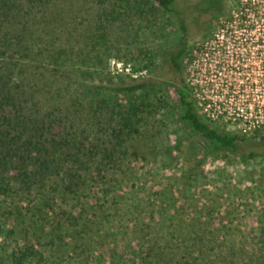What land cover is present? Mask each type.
Listing matches in <instances>:
<instances>
[{"label": "trees", "instance_id": "1", "mask_svg": "<svg viewBox=\"0 0 264 264\" xmlns=\"http://www.w3.org/2000/svg\"><path fill=\"white\" fill-rule=\"evenodd\" d=\"M83 2L0 0V210L25 215L43 230L50 226L43 237L53 251L71 247L68 264H90L89 253L102 264H264V222L258 229L232 231L231 221L203 214L204 205L192 206L194 211L186 218L180 205L169 203L173 207L169 212L154 193L130 204L117 193L125 177L137 178L126 168L129 142L141 136L147 114L158 105L147 95L114 114L106 99L85 103L74 95L68 72L81 66L76 18ZM152 3L185 15L179 0H115L114 7L103 6L106 24L123 20L124 15L145 18L154 10ZM90 25L85 33L92 36ZM181 32L180 45L166 52L178 80L181 119L202 137L237 152L247 135L220 132L197 110L183 66L185 21ZM106 34L102 28L101 36ZM83 55L92 64L103 65L99 52ZM162 83L153 77L116 92L144 93ZM253 137L264 146L262 135ZM188 174L194 176L195 169ZM91 200L94 205L87 208ZM65 201L79 207L78 212L58 206ZM157 208L163 216L156 215ZM126 216L131 225H124ZM98 228L103 231L96 241ZM43 248L40 242L27 241L9 255L11 264H48Z\"/></svg>", "mask_w": 264, "mask_h": 264}, {"label": "rangeland", "instance_id": "2", "mask_svg": "<svg viewBox=\"0 0 264 264\" xmlns=\"http://www.w3.org/2000/svg\"><path fill=\"white\" fill-rule=\"evenodd\" d=\"M83 1L80 5L83 10L76 18L79 45L83 54L99 52L103 65L96 66L88 57L79 55L80 68L68 72L74 95L79 94L85 103L106 99L107 108L114 114L127 102H137L147 95L155 98L153 102L158 105V109L147 114L141 136L129 142L126 168L137 178L125 177L117 186V193L126 204L146 200L154 193L155 200L163 203L169 212L173 210L169 203L180 205L181 216L186 218L193 213L192 206L204 205L203 214L215 220L231 221L232 231L237 227L246 232L252 226L258 229L264 222V146L253 136H263L264 131L258 127L254 130V112L248 111L252 130L245 133L247 140L234 152L191 130L181 119L175 91L178 80L167 64L166 52L180 45L181 24L185 21L188 32L183 66L192 97L200 101L198 112L220 132L242 133L236 124L207 117L203 105L209 101L216 103V109H210L216 114L222 111V98L240 103L264 96V68L253 64L264 61V52L261 46L238 44L264 39V0H179L185 9L183 17L152 3L154 10L145 18L124 15L123 20L109 24L103 6L107 4L110 9L115 0L105 3L95 0V4ZM90 22L92 36L85 33ZM102 28L107 32L104 37ZM227 40H235L237 44H228ZM249 47L258 48L257 59H251V53L246 50ZM145 54L147 58L143 59ZM153 77L163 82L153 90L128 95L116 92L119 87ZM226 81L236 84V92L232 91L233 87L226 88ZM251 85H256L258 92L251 91ZM252 151H256L253 156ZM189 169H195L196 174L190 176ZM59 204L63 209L78 212L79 207L73 208L71 201ZM91 205H94L92 200L87 208ZM4 211L6 216L2 214ZM8 212L0 210V264H11L9 255L23 248L27 241L43 245L48 264H68L71 247L53 251L50 240L43 237L50 226L43 230L25 215ZM156 215L163 216L160 208ZM131 222L127 216L123 218L124 225ZM102 231L98 228L94 233L96 241ZM87 255L90 264H102L93 253Z\"/></svg>", "mask_w": 264, "mask_h": 264}, {"label": "built area", "instance_id": "3", "mask_svg": "<svg viewBox=\"0 0 264 264\" xmlns=\"http://www.w3.org/2000/svg\"><path fill=\"white\" fill-rule=\"evenodd\" d=\"M244 41L246 44H244L243 41H239L238 44L242 43V45H248V46H251V45L261 46V51L264 52V39H254V40H250V41H248V40H244ZM226 42L228 44H231V43H233L235 45L237 44V41H235V40H233V41L227 40ZM246 50L251 53V55H250L251 59H257L256 57L258 55L257 54L258 48L249 47ZM260 62L261 63H258L257 61H253V64H256L258 67L264 68L263 59H261ZM245 66H248V65L246 64ZM222 67H224L223 62H222ZM208 71H210V69ZM247 79H248V77H247ZM230 87H233L232 91L236 92V88H237L236 84L233 82H230V81H226V88L229 89ZM226 88L223 87V85H222V92H225L223 90H226ZM250 90L251 91L256 90V92H258L256 85H251ZM195 93H196V95L199 94L197 91ZM232 95L235 96L234 94H232ZM224 97H226V95H224ZM195 100H196V103L200 102L196 98H195ZM215 104L216 103H211L209 101L208 103H205L203 105L204 110H205V114L210 119H212V120L222 119V121H224L226 123L229 122V123L236 124L239 128H241V132L245 134L248 131L250 132L252 130L251 117H249L247 115V112L250 111L251 113L254 112L253 118H254V122L256 123V125L253 126L254 130L256 129V127H258L264 131V96L261 98L260 97L253 98L249 101L240 102V103L227 101L226 99L222 98V111L219 110V112H217L216 114L212 112L213 110L210 111L211 107H215L214 109H216ZM220 107H221V104L218 106V108H220Z\"/></svg>", "mask_w": 264, "mask_h": 264}, {"label": "water", "instance_id": "4", "mask_svg": "<svg viewBox=\"0 0 264 264\" xmlns=\"http://www.w3.org/2000/svg\"><path fill=\"white\" fill-rule=\"evenodd\" d=\"M261 138H262V140H264V135Z\"/></svg>", "mask_w": 264, "mask_h": 264}]
</instances>
